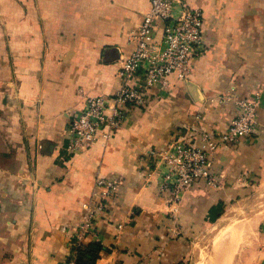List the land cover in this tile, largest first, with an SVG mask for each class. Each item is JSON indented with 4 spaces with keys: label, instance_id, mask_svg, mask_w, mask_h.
I'll return each mask as SVG.
<instances>
[{
    "label": "crops",
    "instance_id": "crops-1",
    "mask_svg": "<svg viewBox=\"0 0 264 264\" xmlns=\"http://www.w3.org/2000/svg\"><path fill=\"white\" fill-rule=\"evenodd\" d=\"M187 2L203 12L207 45L188 78L133 77L143 104L125 109L106 145L82 151L69 147L74 112L120 88L151 0H0V264H72L91 242L106 249L95 264H264V0ZM257 94L253 135L221 144L214 185L197 181L173 205L151 152L224 132L235 99ZM100 176L119 187L79 241Z\"/></svg>",
    "mask_w": 264,
    "mask_h": 264
},
{
    "label": "built area",
    "instance_id": "built-area-1",
    "mask_svg": "<svg viewBox=\"0 0 264 264\" xmlns=\"http://www.w3.org/2000/svg\"><path fill=\"white\" fill-rule=\"evenodd\" d=\"M163 21L162 36L156 39V26ZM132 39L134 48L121 62L120 88L114 95H90L82 107L76 109L69 128L72 140L69 147L85 150L94 142L106 145L119 128L125 109L142 105L144 89L130 80L138 74L144 76V86H166L168 77L187 79L191 60L207 51L204 42L203 12L187 0H151L150 8ZM237 111L226 130L218 135L202 131L196 142L176 140L163 151H152L166 167L162 189L169 193L173 205L197 181L214 185L211 170L215 151L223 143H235L253 135L258 122L259 95L251 99H235ZM92 200L83 204L84 216L78 227L81 241L90 230L93 220L104 208V200L116 194L119 181L109 177H97ZM104 190L99 192V189ZM72 264H75L72 262ZM181 264V263H177Z\"/></svg>",
    "mask_w": 264,
    "mask_h": 264
},
{
    "label": "trees",
    "instance_id": "trees-1",
    "mask_svg": "<svg viewBox=\"0 0 264 264\" xmlns=\"http://www.w3.org/2000/svg\"><path fill=\"white\" fill-rule=\"evenodd\" d=\"M106 251L99 242L80 243L77 249L75 264H95L100 253Z\"/></svg>",
    "mask_w": 264,
    "mask_h": 264
},
{
    "label": "rangeland",
    "instance_id": "rangeland-1",
    "mask_svg": "<svg viewBox=\"0 0 264 264\" xmlns=\"http://www.w3.org/2000/svg\"><path fill=\"white\" fill-rule=\"evenodd\" d=\"M259 198H261V197H259ZM259 198H258V199H259ZM258 199H254V200H252V201H246V204L248 205L247 207H248V208L250 207V208L252 209V212H253V213L256 212V211L254 212L253 209L258 207V204H257V203H258V202H257ZM262 206H263V205L261 204V202H259V207L262 208ZM200 242H201V243H200L199 246L204 247L205 251H209V250H211V244H210V239H209V238H207V237H206V238H203L202 241H200ZM213 247H214V246H213ZM215 247H216V246H215ZM216 250H217V249L214 248V251H216Z\"/></svg>",
    "mask_w": 264,
    "mask_h": 264
},
{
    "label": "bare ground",
    "instance_id": "bare-ground-1",
    "mask_svg": "<svg viewBox=\"0 0 264 264\" xmlns=\"http://www.w3.org/2000/svg\"><path fill=\"white\" fill-rule=\"evenodd\" d=\"M249 226H250V225H249ZM247 228H248V227H247ZM225 237H226V236H225ZM227 237H228V236H227ZM231 237H232V236H231ZM231 237H230V238H231ZM223 241H224V240H223Z\"/></svg>",
    "mask_w": 264,
    "mask_h": 264
}]
</instances>
